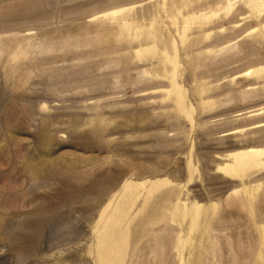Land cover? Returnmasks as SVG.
<instances>
[{
  "label": "rangeland",
  "instance_id": "obj_1",
  "mask_svg": "<svg viewBox=\"0 0 264 264\" xmlns=\"http://www.w3.org/2000/svg\"><path fill=\"white\" fill-rule=\"evenodd\" d=\"M249 149L264 0H0V264H264Z\"/></svg>",
  "mask_w": 264,
  "mask_h": 264
},
{
  "label": "bare ground",
  "instance_id": "obj_2",
  "mask_svg": "<svg viewBox=\"0 0 264 264\" xmlns=\"http://www.w3.org/2000/svg\"><path fill=\"white\" fill-rule=\"evenodd\" d=\"M261 157H264V150L249 149L247 152L236 156V169L244 170L247 166L256 167L259 164L258 162L261 161Z\"/></svg>",
  "mask_w": 264,
  "mask_h": 264
}]
</instances>
